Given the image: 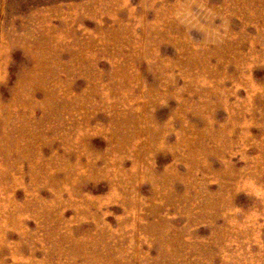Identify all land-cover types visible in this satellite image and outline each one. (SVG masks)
<instances>
[{
  "label": "rangeland",
  "instance_id": "1",
  "mask_svg": "<svg viewBox=\"0 0 264 264\" xmlns=\"http://www.w3.org/2000/svg\"><path fill=\"white\" fill-rule=\"evenodd\" d=\"M0 264H264V0H0Z\"/></svg>",
  "mask_w": 264,
  "mask_h": 264
}]
</instances>
